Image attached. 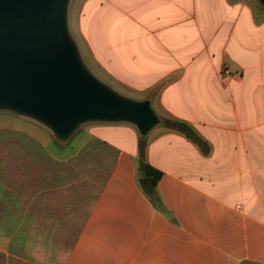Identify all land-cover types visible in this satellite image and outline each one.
Wrapping results in <instances>:
<instances>
[{
  "label": "crops",
  "instance_id": "1",
  "mask_svg": "<svg viewBox=\"0 0 264 264\" xmlns=\"http://www.w3.org/2000/svg\"><path fill=\"white\" fill-rule=\"evenodd\" d=\"M69 15L103 82L200 143L160 123L142 158L133 124L81 126L79 149L51 156V186L6 187L4 264H264V5L78 0ZM85 160L105 170L88 207L70 169ZM143 163L162 173L155 202Z\"/></svg>",
  "mask_w": 264,
  "mask_h": 264
},
{
  "label": "water",
  "instance_id": "2",
  "mask_svg": "<svg viewBox=\"0 0 264 264\" xmlns=\"http://www.w3.org/2000/svg\"><path fill=\"white\" fill-rule=\"evenodd\" d=\"M70 3L0 0V111L46 126L61 142L91 122L130 123L146 137L160 116L149 99L120 94L92 73L70 32Z\"/></svg>",
  "mask_w": 264,
  "mask_h": 264
},
{
  "label": "rangeland",
  "instance_id": "3",
  "mask_svg": "<svg viewBox=\"0 0 264 264\" xmlns=\"http://www.w3.org/2000/svg\"><path fill=\"white\" fill-rule=\"evenodd\" d=\"M77 1L71 0L70 9H75ZM73 21L72 15H69L70 32L77 41L84 61L92 73L100 79L97 71L88 63L86 50ZM82 131H77L68 141L61 142L46 126L12 112L0 111V227H4L1 221L6 215L5 202L10 199V194H5L6 187H13L19 191V187L51 186L54 174L64 173V170H55L53 163L58 161L51 156L63 158L74 154L84 142ZM97 163H100V160H85L76 162L70 167L77 169L78 173L81 172L82 181L74 187L83 189L81 201L87 207L95 199L97 190L104 181L105 170L97 167ZM19 210L20 208L16 211L17 217L20 216ZM0 264H4L2 254Z\"/></svg>",
  "mask_w": 264,
  "mask_h": 264
},
{
  "label": "trees",
  "instance_id": "4",
  "mask_svg": "<svg viewBox=\"0 0 264 264\" xmlns=\"http://www.w3.org/2000/svg\"><path fill=\"white\" fill-rule=\"evenodd\" d=\"M161 123L164 124L168 128L176 129L178 131L183 132L188 138H190L194 142L200 143L199 137L197 136L196 132L192 129V127L188 123L180 121V120H176V119H171V118L161 119ZM144 148H145V137L141 136V156L142 158L144 157ZM143 166L145 169V175L151 178V181L149 183L151 189L149 193H150V197L155 202L156 200H154L152 195L154 194L155 187L157 186V183L162 173L158 171L157 169L145 163H143Z\"/></svg>",
  "mask_w": 264,
  "mask_h": 264
},
{
  "label": "built area",
  "instance_id": "5",
  "mask_svg": "<svg viewBox=\"0 0 264 264\" xmlns=\"http://www.w3.org/2000/svg\"><path fill=\"white\" fill-rule=\"evenodd\" d=\"M235 74L227 67L222 68L220 81L222 85L227 86L234 79Z\"/></svg>",
  "mask_w": 264,
  "mask_h": 264
}]
</instances>
